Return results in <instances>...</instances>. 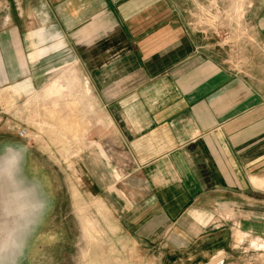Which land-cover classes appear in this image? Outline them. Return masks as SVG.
Segmentation results:
<instances>
[{
	"label": "crops",
	"instance_id": "crops-1",
	"mask_svg": "<svg viewBox=\"0 0 264 264\" xmlns=\"http://www.w3.org/2000/svg\"><path fill=\"white\" fill-rule=\"evenodd\" d=\"M3 1L0 78L39 87L50 70L74 65L90 80L110 158L83 161L91 177L121 169L120 180L102 171L94 181L126 196L139 236L164 230L181 236L182 254L215 255L230 245V225L211 229L190 214L225 212L264 236L263 89L199 52L169 0ZM215 233L224 241L213 250L205 240Z\"/></svg>",
	"mask_w": 264,
	"mask_h": 264
},
{
	"label": "rangeland",
	"instance_id": "rangeland-1",
	"mask_svg": "<svg viewBox=\"0 0 264 264\" xmlns=\"http://www.w3.org/2000/svg\"><path fill=\"white\" fill-rule=\"evenodd\" d=\"M169 1L196 38L199 52L264 92L257 23L261 0ZM5 7L2 0L3 17ZM48 73L47 83L39 87L28 78L15 83L0 78V157L14 151L20 158L16 187L0 178V238L14 229L19 244L10 264H264V236L244 230L230 212L190 214L210 228L230 225V245L215 255L204 256L198 247L182 254L181 236H165L164 230L150 238L139 236L125 218L126 196L115 183L116 190L94 181L107 166L91 177L83 161V156L109 157L101 134L106 119L92 99L90 80L74 65ZM106 172L108 180L101 177L108 183L113 175L122 179L116 165ZM13 192L26 194L27 215L18 214ZM215 234L205 240L213 250L220 245L215 241H224Z\"/></svg>",
	"mask_w": 264,
	"mask_h": 264
},
{
	"label": "clouds",
	"instance_id": "clouds-1",
	"mask_svg": "<svg viewBox=\"0 0 264 264\" xmlns=\"http://www.w3.org/2000/svg\"><path fill=\"white\" fill-rule=\"evenodd\" d=\"M20 165L19 156L13 151L5 156L0 157V178H6L13 187L15 185V177ZM17 202L18 214L27 215L30 210V201H25V193L13 192L12 194ZM43 208V205H41ZM4 229L0 227V233ZM19 244L15 237V230L8 229L7 234L0 238V264H10L11 257L18 250Z\"/></svg>",
	"mask_w": 264,
	"mask_h": 264
}]
</instances>
